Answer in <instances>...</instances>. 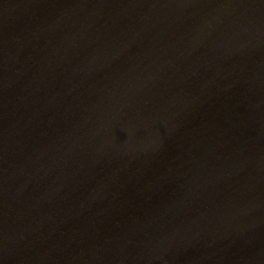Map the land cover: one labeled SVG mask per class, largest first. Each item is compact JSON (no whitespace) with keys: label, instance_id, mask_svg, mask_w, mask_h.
<instances>
[{"label":"water","instance_id":"95a60500","mask_svg":"<svg viewBox=\"0 0 264 264\" xmlns=\"http://www.w3.org/2000/svg\"><path fill=\"white\" fill-rule=\"evenodd\" d=\"M0 264H264V0H0Z\"/></svg>","mask_w":264,"mask_h":264}]
</instances>
